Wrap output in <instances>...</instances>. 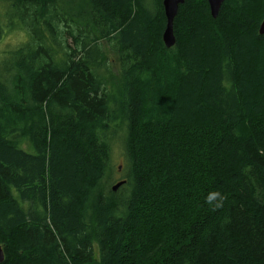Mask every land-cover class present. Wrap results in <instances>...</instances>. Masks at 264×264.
Returning a JSON list of instances; mask_svg holds the SVG:
<instances>
[{
    "label": "trees",
    "instance_id": "trees-1",
    "mask_svg": "<svg viewBox=\"0 0 264 264\" xmlns=\"http://www.w3.org/2000/svg\"><path fill=\"white\" fill-rule=\"evenodd\" d=\"M162 1L0 0L2 264H264V0Z\"/></svg>",
    "mask_w": 264,
    "mask_h": 264
},
{
    "label": "rangeland",
    "instance_id": "rangeland-1",
    "mask_svg": "<svg viewBox=\"0 0 264 264\" xmlns=\"http://www.w3.org/2000/svg\"><path fill=\"white\" fill-rule=\"evenodd\" d=\"M10 32L11 31H9V33ZM7 35H8V33L0 40V58L7 57L6 54L8 52L12 51V49H14L20 45V44L13 45L10 42H5V38ZM102 46H103V50H104V57L107 58L106 61H109V66H110L109 71H110L111 76L109 78V84L113 90H116L119 87L120 74H119V71L117 69V66L114 63H112V61L114 60V55L111 53L107 44L104 41L102 42ZM21 147L24 150H27L26 145H22ZM122 151L123 150H122L121 142L119 140L114 141L112 143L113 155H112L111 163H110V169H111L110 172H112L113 175L109 180L106 179V181H105V184L108 186V188L110 187V185H113L115 182L122 180V175H121L122 166H123V155H122L123 153H122ZM110 172H108V174H110ZM111 179L115 180V181L110 182ZM94 257L96 259L98 258V252H97L96 245H94Z\"/></svg>",
    "mask_w": 264,
    "mask_h": 264
},
{
    "label": "water",
    "instance_id": "water-1",
    "mask_svg": "<svg viewBox=\"0 0 264 264\" xmlns=\"http://www.w3.org/2000/svg\"><path fill=\"white\" fill-rule=\"evenodd\" d=\"M209 6L210 15L213 19H216L222 4L225 0H206ZM185 0H163L162 6L164 10V16L166 19L165 29L162 33V41L163 44L167 48H171L175 45L176 39L174 35V20L178 14L180 6L184 4ZM259 35H264V20L259 26ZM124 182H118L114 186H112V192H116ZM4 250L2 246H0V264L4 262Z\"/></svg>",
    "mask_w": 264,
    "mask_h": 264
},
{
    "label": "clouds",
    "instance_id": "clouds-1",
    "mask_svg": "<svg viewBox=\"0 0 264 264\" xmlns=\"http://www.w3.org/2000/svg\"><path fill=\"white\" fill-rule=\"evenodd\" d=\"M28 39V33L25 29H23L22 27H17L16 29H14L12 32H10L6 38H5V42H10L13 45H18L21 43L26 42ZM216 197H219V199L222 201L223 200V196L220 193H216L214 197L210 198V199H215ZM216 207H219V203H217L215 205Z\"/></svg>",
    "mask_w": 264,
    "mask_h": 264
},
{
    "label": "bare ground",
    "instance_id": "bare-ground-1",
    "mask_svg": "<svg viewBox=\"0 0 264 264\" xmlns=\"http://www.w3.org/2000/svg\"><path fill=\"white\" fill-rule=\"evenodd\" d=\"M175 39H176V38H175ZM164 46H165V45H164ZM172 47H174V46H172ZM172 47H171V48H172ZM165 48H167V47L165 46ZM171 48H167V49H171ZM0 246H1V245H0ZM2 248H3V247H2ZM3 250H4V249H3ZM4 260H5V256H4Z\"/></svg>",
    "mask_w": 264,
    "mask_h": 264
}]
</instances>
